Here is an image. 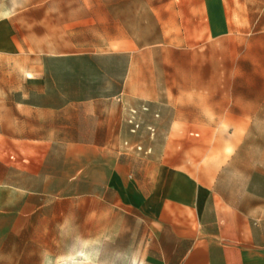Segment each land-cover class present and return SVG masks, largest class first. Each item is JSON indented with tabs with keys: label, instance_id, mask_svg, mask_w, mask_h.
<instances>
[{
	"label": "rangeland",
	"instance_id": "obj_1",
	"mask_svg": "<svg viewBox=\"0 0 264 264\" xmlns=\"http://www.w3.org/2000/svg\"><path fill=\"white\" fill-rule=\"evenodd\" d=\"M123 90L155 102L163 130L179 104L192 138L248 165V194L264 203V0H0V264H40L81 235L103 241L105 264L142 260L148 222L114 207L106 184L117 163L148 161V114L106 149L74 143L81 103ZM131 139L138 154L121 148Z\"/></svg>",
	"mask_w": 264,
	"mask_h": 264
},
{
	"label": "crops",
	"instance_id": "obj_2",
	"mask_svg": "<svg viewBox=\"0 0 264 264\" xmlns=\"http://www.w3.org/2000/svg\"><path fill=\"white\" fill-rule=\"evenodd\" d=\"M225 8L226 12L234 11L227 3ZM212 22L208 16L210 29ZM108 42L120 40L111 38ZM127 95L123 90L118 95L82 102L83 134L74 143L106 149L123 129L133 138L145 128L148 161L141 169L117 163L106 184L114 192V207L130 206L148 222L141 264H264V203L248 194V165L232 161L235 151L227 154L218 149L219 153L216 147L209 151L205 142L192 138L194 132L179 104L174 120L163 130L156 125L164 116L154 110L155 102L131 100ZM67 108L36 111L54 115ZM97 111L102 119L92 124ZM143 114L150 118L144 128ZM131 140L121 148L138 154L135 148L141 151L143 146ZM15 155L26 161L10 163L27 167L28 157ZM40 170L36 168L33 173L40 174Z\"/></svg>",
	"mask_w": 264,
	"mask_h": 264
},
{
	"label": "clouds",
	"instance_id": "obj_3",
	"mask_svg": "<svg viewBox=\"0 0 264 264\" xmlns=\"http://www.w3.org/2000/svg\"><path fill=\"white\" fill-rule=\"evenodd\" d=\"M67 218L58 225L60 231L65 230ZM71 239V237H69ZM103 241L98 238L79 236L59 253L42 250L39 255L40 264H105L101 259ZM130 264H141L139 258L131 259Z\"/></svg>",
	"mask_w": 264,
	"mask_h": 264
},
{
	"label": "built area",
	"instance_id": "obj_4",
	"mask_svg": "<svg viewBox=\"0 0 264 264\" xmlns=\"http://www.w3.org/2000/svg\"><path fill=\"white\" fill-rule=\"evenodd\" d=\"M10 160L11 161H13V162H15V163H17V162H25L26 160H25V158H20V156H16V155H12L11 157H10Z\"/></svg>",
	"mask_w": 264,
	"mask_h": 264
}]
</instances>
